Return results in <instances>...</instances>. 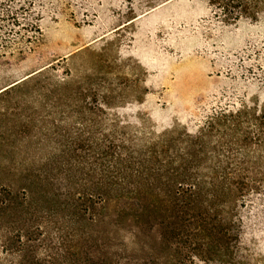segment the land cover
<instances>
[{
	"label": "rangeland",
	"instance_id": "1",
	"mask_svg": "<svg viewBox=\"0 0 264 264\" xmlns=\"http://www.w3.org/2000/svg\"><path fill=\"white\" fill-rule=\"evenodd\" d=\"M219 1L0 0V190L75 192L81 173L71 164L85 158L89 167L97 158L88 156L90 147L142 148L170 134L195 135L213 116L244 105L257 111L264 104V0ZM251 128L236 123L214 134L220 157L209 162L238 164L245 155L237 142ZM245 157L263 174L264 146ZM38 169L58 184L38 186ZM211 176L202 193L214 197V215L239 226L201 250L162 242L146 226L152 219L142 220L144 228L138 217L119 214L116 202L79 220L51 195L46 210L58 212L79 241L70 247L79 256L65 262L264 264V188L235 202L228 182ZM15 207L0 209V264H17L5 253L19 226Z\"/></svg>",
	"mask_w": 264,
	"mask_h": 264
},
{
	"label": "trees",
	"instance_id": "2",
	"mask_svg": "<svg viewBox=\"0 0 264 264\" xmlns=\"http://www.w3.org/2000/svg\"><path fill=\"white\" fill-rule=\"evenodd\" d=\"M217 1L221 2L214 0ZM226 7L228 14L234 15L235 11L229 10V1H226ZM235 9L240 15L238 8ZM242 109L235 114L213 116L195 135L187 132L180 137L170 134L142 148L113 145L90 147L88 156L97 158L89 167L85 158L78 164H71L76 167L77 173H81L75 192L50 194L44 190L45 196H33L25 188L21 192L1 189L0 209L16 206L19 220V226L6 244V255L15 257L17 264H67L65 261L69 258L75 261L79 256V252H72L70 248H77L75 243L79 242L75 229L65 224L67 222L59 221L58 212L46 210L45 203L51 195L63 197L60 206L71 209L79 220L96 207L105 209L109 202H116L119 214L124 218L138 217V225L145 226L142 220L147 217V222L152 219L150 224L146 223L148 229L157 230L162 242L177 249L194 247L193 250H201L210 240L231 238L234 234L231 228H237L239 224L227 225L226 220L215 216L211 204L214 197L202 193V188L213 179V170L219 179L228 182V192L235 202L242 203L253 194L262 193L264 172L258 175L253 173L245 156L252 148L264 146V104L257 111L246 105ZM236 123L252 127L243 132L237 142L245 155L244 159L238 164L229 159L224 163H210L214 154L220 157L218 142L212 144L211 138L225 126L231 127ZM65 151L72 150L66 148ZM108 157L110 160H103ZM40 169L34 180L38 186L42 188L45 183L49 186L58 184V180L52 176L42 175ZM86 176L94 180L92 186H87ZM66 179L69 182L70 178ZM49 240L57 242L56 248H48ZM65 241L69 242V248L65 246ZM11 242L13 246L10 248ZM97 264L107 263L100 261Z\"/></svg>",
	"mask_w": 264,
	"mask_h": 264
}]
</instances>
